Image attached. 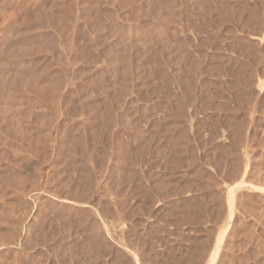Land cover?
<instances>
[{
	"label": "rangeland",
	"instance_id": "rangeland-1",
	"mask_svg": "<svg viewBox=\"0 0 264 264\" xmlns=\"http://www.w3.org/2000/svg\"><path fill=\"white\" fill-rule=\"evenodd\" d=\"M212 254L264 264V0H0V264Z\"/></svg>",
	"mask_w": 264,
	"mask_h": 264
},
{
	"label": "bare ground",
	"instance_id": "bare-ground-1",
	"mask_svg": "<svg viewBox=\"0 0 264 264\" xmlns=\"http://www.w3.org/2000/svg\"><path fill=\"white\" fill-rule=\"evenodd\" d=\"M58 8H60L59 5H58ZM61 8H62V6H61ZM61 8H60V10H58V11H61ZM63 9H64V8H63ZM64 10H65V9H64ZM68 10H69V9H68ZM62 11H63V10H62ZM70 11H71V10H70ZM62 13H63V12H61L60 15H61ZM67 13H68V12H67ZM70 13H71V12H70ZM65 14H66V13H65ZM65 14H64V15H65ZM70 15H71V14H70ZM62 16H63V14H62L60 17L62 18ZM64 18H65V17H64ZM59 19H60V18H59ZM226 19H227V18H226ZM60 20H61V19H60ZM63 21H64V20H63ZM64 23H65V22H64ZM206 28H207V27H206ZM50 37H51V36H50ZM52 38L54 39V36H53ZM53 39H52V40H53ZM231 40H232V39H231ZM50 41H51V40H50ZM53 42H54V41H53ZM53 42H52V43H53ZM52 43H51V44H52ZM53 44H54V43H53ZM53 44H52V45H53ZM46 46H49V45H46ZM244 48H245V47H244ZM24 49H25V48H24ZM26 49H27V48H26ZM22 50H23V49H22ZM28 53H29V52H28ZM255 54H256V53H255ZM258 55H259V54H258ZM258 58H259V57H258ZM258 58H257V59H258ZM50 64H51V63H50ZM197 66H198V67H201L200 64L197 65ZM45 67H46V66H45ZM51 67H52V66H51ZM51 67L48 66V68L42 69L43 71L41 70L40 73L38 72V74L36 73L37 71L35 70L36 72H34V73H36L37 75L33 74V72H32L33 70L30 71L31 69L29 70V72H30V73L32 72L31 74L34 75L33 78H35V76H36L35 79H36V80L38 79L37 81H39V79H41V81H42V79H43L44 77H47V70H48L49 68H51ZM241 67H242V66H241ZM127 69H128V68H127ZM127 69H126V70H127ZM199 69H201V68H199ZM38 71H39V70H38ZM48 71H50V70H48ZM124 72H125V71H124ZM30 73H29V74H30ZM128 73H130V71H129ZM1 74H2V73H1ZM58 75H59V74H58ZM58 75H56V76L58 77ZM186 75H187V74H186ZM48 76H49V75H48ZM57 77H55V81H54V78H52V81H53V82H49V81H51V78H50V80L47 78L49 81H48V80H44V81L46 82V84H45V82L43 81L45 85H40V84H39V85H35L34 83L37 82V81H35V80L32 78V80H34L35 82H33L32 80H30V81L28 80V81H29V82L27 81L28 84L25 82V85L27 84V86L30 87V89L33 90V88H34L35 90H38V92H40L41 94H45V95H46V96H45L46 98H47V97L49 98V97H50V96H49L50 94L48 95V93H51L50 90L52 91L51 96H54V95L56 94V90H57V88H58V90L60 89L59 86L61 85V79H62V78H61L60 76H59L58 78H57ZM169 80H170V79H169ZM31 81H32V82H31ZM47 82H49V83L47 84ZM11 83H12V80H11ZM9 84H10V83H9ZM9 84H8V85H9ZM10 86H11V85H10ZM13 86H14V84H13ZM60 87H61V86H60ZM49 88H50V90H49ZM58 90H57V91H58ZM58 92H59V91H58ZM58 92H57V94H58ZM46 93H47V94H46ZM57 94H56V96H54V97H52V98H56V97H57ZM47 95H48V96H47ZM45 97H44V98H45ZM52 98H51V99L49 98V100H52V102H53V99H52ZM181 110H182V109H181ZM181 112H182V111H181ZM176 113H177V112H176ZM178 113H179V112H178ZM5 114H6V113H5ZM182 114H183V113H182ZM178 115H180V114H178ZM181 116H183V115H181ZM178 117H179V116H178ZM106 125H107V124H106ZM38 139H39V138H38ZM1 143H2V142H1ZM18 153H19V152H18ZM28 161H29V160H28ZM120 162H121V161H120ZM117 163H118V162H117ZM44 172H45V171H44ZM38 174H39V173H38ZM44 174H45V173H44ZM10 177H11V176H10ZM30 179H31V178H30ZM36 187H37V186H36ZM11 189H12V188H11ZM13 189H14V188H13ZM34 191H35V189H34ZM37 191H38V190H37ZM39 191H40V189H39ZM22 192H23V191H21L20 193H22ZM31 192H32V191H31ZM44 193H45V192H44ZM48 193H49V192H48ZM36 195H37V194H36ZM52 195H53V194H52ZM230 195H231V196H229V199L231 200L230 202H231L232 205H233V201H234L235 196H234V194H233L234 197L232 196V194H230ZM19 196H20V195H19ZM46 196H47V195H46ZM236 196H237V195H236ZM232 197H233V200H232ZM57 198H58V197H57ZM44 199H45V198H44ZM79 200H80V199H79ZM29 202H30V201H29ZM30 205H31V204H30ZM72 205H73V204H72ZM75 205H76V204H75ZM75 207H76V206H75ZM30 209H31V208H30ZM24 221H25V220H24ZM93 227H94V226H93ZM93 227H92V228H93ZM98 227H99V226H98ZM100 228H101V227H100ZM96 229H97V228H96ZM105 230H106V229H105ZM107 230H108V229H107ZM96 231H97V230H96ZM100 232H101V231H100ZM19 234H20V233H19ZM39 234H40V233H39ZM93 234H94V233H93ZM97 234H99V233H96V235H97ZM102 234H103V233H102ZM94 235H95V234H94ZM94 237H95V236H94ZM221 238H222V237H221ZM221 238L218 239V242L222 241ZM27 239H28V238H27ZM13 242H14V241H13ZM21 242H22V241H21ZM28 242H29V241H28ZM218 242H217V243H218ZM94 244H95V243H94ZM98 244L100 245V243H98ZM98 244H97V246H98ZM14 245H15V244H14ZM20 245H21V244H20ZM219 245H220V243H219ZM219 245H217V246H219ZM18 247H19V246H18ZM21 247H22V246H21ZM216 250H217V249H216ZM215 252H216V251H215ZM217 253H218V252H217ZM217 253H216V254H217ZM215 258H216V257H215ZM213 260H214V254H212V256H211V262H210L211 264H212Z\"/></svg>",
	"mask_w": 264,
	"mask_h": 264
}]
</instances>
